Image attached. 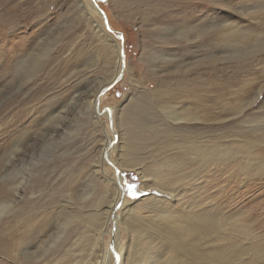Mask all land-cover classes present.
<instances>
[{
  "label": "rangeland",
  "instance_id": "1",
  "mask_svg": "<svg viewBox=\"0 0 264 264\" xmlns=\"http://www.w3.org/2000/svg\"><path fill=\"white\" fill-rule=\"evenodd\" d=\"M223 7L0 0V264H264V0Z\"/></svg>",
  "mask_w": 264,
  "mask_h": 264
},
{
  "label": "snow or ice",
  "instance_id": "2",
  "mask_svg": "<svg viewBox=\"0 0 264 264\" xmlns=\"http://www.w3.org/2000/svg\"><path fill=\"white\" fill-rule=\"evenodd\" d=\"M233 2L234 0H221V3L225 5V7L221 8L220 10L222 12L231 13L232 15H235L236 10L227 7L228 4ZM93 3H95V0H93ZM228 28H232L234 30L235 26L229 25L220 20H214L212 18L207 19L205 23L202 25L203 35L205 37H212L215 34L223 32L225 29ZM121 39L123 38L121 37ZM117 173L119 174V170H117ZM134 189H135V185H129L127 190L129 191V193L134 195ZM116 259L118 262L119 256H117Z\"/></svg>",
  "mask_w": 264,
  "mask_h": 264
},
{
  "label": "bare ground",
  "instance_id": "3",
  "mask_svg": "<svg viewBox=\"0 0 264 264\" xmlns=\"http://www.w3.org/2000/svg\"><path fill=\"white\" fill-rule=\"evenodd\" d=\"M119 174H120V170H119ZM119 178L121 177L120 175L118 176ZM123 185H124V182L123 180L121 179V181L118 183V192H117V197H119L120 199L122 198L123 199ZM171 207V206H170ZM169 207V208H170ZM189 209V208H188ZM187 209V210H188ZM166 212V211H165ZM167 214V213H166ZM168 215V214H167ZM198 215V214H197ZM202 215H199L198 217L200 218ZM170 218V216L168 215V217L166 216V219ZM122 255L119 256V259L121 258Z\"/></svg>",
  "mask_w": 264,
  "mask_h": 264
}]
</instances>
